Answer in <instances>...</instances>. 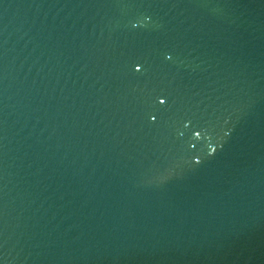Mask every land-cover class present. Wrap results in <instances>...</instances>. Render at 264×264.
Here are the masks:
<instances>
[{
	"label": "water",
	"instance_id": "1",
	"mask_svg": "<svg viewBox=\"0 0 264 264\" xmlns=\"http://www.w3.org/2000/svg\"><path fill=\"white\" fill-rule=\"evenodd\" d=\"M0 264H264V0H0Z\"/></svg>",
	"mask_w": 264,
	"mask_h": 264
}]
</instances>
